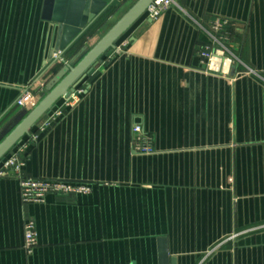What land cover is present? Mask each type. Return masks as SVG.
Instances as JSON below:
<instances>
[{"label":"crops","instance_id":"0c3cea01","mask_svg":"<svg viewBox=\"0 0 264 264\" xmlns=\"http://www.w3.org/2000/svg\"><path fill=\"white\" fill-rule=\"evenodd\" d=\"M135 1L108 0L62 51L57 0H0V141L29 110L19 96L39 101L66 65L54 53L93 47ZM76 87L77 103L60 99L50 115L62 114L11 151L24 177L91 190L25 203L18 177L3 176L0 264H264V0L145 13ZM136 124L154 152L137 149Z\"/></svg>","mask_w":264,"mask_h":264},{"label":"water","instance_id":"95a60500","mask_svg":"<svg viewBox=\"0 0 264 264\" xmlns=\"http://www.w3.org/2000/svg\"><path fill=\"white\" fill-rule=\"evenodd\" d=\"M52 0H46V6ZM154 0H137L93 47H83L50 81L45 94L34 102L27 114L16 123L0 141V162L18 142L30 134L31 129L50 116L51 109L62 98H68L86 73L100 57L116 47L117 40L149 9ZM108 0H57L52 19L60 28L58 50L66 51L73 46L89 26L98 19ZM62 54L59 55V58ZM58 58V59H59Z\"/></svg>","mask_w":264,"mask_h":264},{"label":"built area","instance_id":"2783aa9c","mask_svg":"<svg viewBox=\"0 0 264 264\" xmlns=\"http://www.w3.org/2000/svg\"><path fill=\"white\" fill-rule=\"evenodd\" d=\"M175 3V0H154V2L148 7L146 14L150 19H158L166 10L167 7ZM56 59L59 58L58 53H54ZM59 60L67 62L64 57ZM36 84L41 86L43 90L45 83L38 80ZM84 92L83 88L76 87L68 98H65V105L75 104L80 100L81 94ZM38 96L32 93L29 89L25 90L19 99L17 105L21 108H30L34 102L38 101ZM62 114V110L58 109L51 113L47 120L41 121L37 125L40 130H44L45 126L48 125L49 120L55 119L57 116ZM36 125V126H37ZM135 144L137 149L141 153H152L154 152L153 147L149 144V136L145 133L144 128L140 124L134 126ZM38 132L31 134L30 139L35 141L38 139ZM24 166V160L20 156L19 151H11L5 156L0 162V179L7 174H15L21 185V198L25 203H37L45 202L46 196L49 194H64L71 195L73 193H84L86 194L91 190V186L87 183H74L67 182L64 180L53 179L46 180L41 178H30L21 175L22 167ZM24 247L29 253H32L34 248L38 245V232L36 231V224L34 220H27L24 225Z\"/></svg>","mask_w":264,"mask_h":264},{"label":"trees","instance_id":"16d2710c","mask_svg":"<svg viewBox=\"0 0 264 264\" xmlns=\"http://www.w3.org/2000/svg\"><path fill=\"white\" fill-rule=\"evenodd\" d=\"M7 155H8V154H7ZM7 155H6V156H7Z\"/></svg>","mask_w":264,"mask_h":264}]
</instances>
